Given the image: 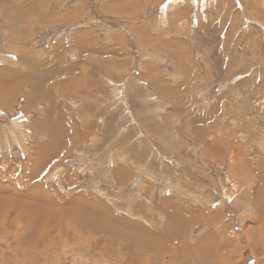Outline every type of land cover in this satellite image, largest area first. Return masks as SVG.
Wrapping results in <instances>:
<instances>
[{
  "label": "rangeland",
  "instance_id": "obj_1",
  "mask_svg": "<svg viewBox=\"0 0 264 264\" xmlns=\"http://www.w3.org/2000/svg\"><path fill=\"white\" fill-rule=\"evenodd\" d=\"M50 2L0 0V264H264V0Z\"/></svg>",
  "mask_w": 264,
  "mask_h": 264
},
{
  "label": "crops",
  "instance_id": "obj_2",
  "mask_svg": "<svg viewBox=\"0 0 264 264\" xmlns=\"http://www.w3.org/2000/svg\"><path fill=\"white\" fill-rule=\"evenodd\" d=\"M49 2H50V0H26V8L23 9L21 14L22 15H26V16L33 15L36 7L41 6L42 11L44 12V16H46V14L49 15V17H46V19H50L49 22L44 23V24H52L53 25V24L61 23L63 21V19L60 18L61 13L60 12L59 13H52L51 8L47 7L49 5ZM108 8H109V5L105 6V10H106V13L108 15H113V16H115V15H130V13H131V11H128V10L127 11H118V12H115V13H110V12H108ZM112 10H115V9H112ZM58 11H61V9L58 10ZM90 32H91L92 38L94 39L93 34H92V30H90ZM77 33L75 34V37H74L75 38V42L77 40L76 39ZM56 55H57V57L61 56V54H59V53H56ZM10 70L11 69L8 68V66L0 67V79L3 80L6 84H7V79H5V78H7V76H8V78H10L9 74H8Z\"/></svg>",
  "mask_w": 264,
  "mask_h": 264
},
{
  "label": "bare ground",
  "instance_id": "obj_3",
  "mask_svg": "<svg viewBox=\"0 0 264 264\" xmlns=\"http://www.w3.org/2000/svg\"><path fill=\"white\" fill-rule=\"evenodd\" d=\"M62 146H63V145H62ZM40 208H41V207H40ZM74 209H75V208H74ZM98 219H99V218H98ZM98 219H97V220H98ZM100 220H101V219H100ZM102 221H103V220H102ZM91 222H92V221H91ZM97 225H98V224H97ZM98 226H99V225H98ZM148 240H149V239H148ZM149 241H150V240H149ZM224 241H225V240H224ZM142 242H143V241H142ZM142 242H141V243H142ZM144 242H145V241H144ZM144 242H143L142 244H144ZM222 242H223V241H222ZM149 244H150V243H149ZM227 244H228V243H227ZM227 244H226V245H227ZM226 245H225V246H226Z\"/></svg>",
  "mask_w": 264,
  "mask_h": 264
}]
</instances>
